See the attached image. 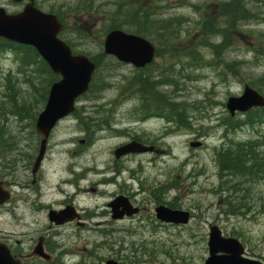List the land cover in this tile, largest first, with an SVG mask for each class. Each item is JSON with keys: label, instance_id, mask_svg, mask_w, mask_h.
Instances as JSON below:
<instances>
[{"label": "rangeland", "instance_id": "1", "mask_svg": "<svg viewBox=\"0 0 264 264\" xmlns=\"http://www.w3.org/2000/svg\"><path fill=\"white\" fill-rule=\"evenodd\" d=\"M114 1L36 0V4L44 12H55L63 21L65 31L61 39L68 42L75 54L95 57L104 52V39L110 26L108 19L111 17ZM136 1L150 11H154L157 5L155 0ZM210 1L214 0H189L191 7H169L156 14V17L163 19L184 17L188 19V25L182 27V39L179 43L170 40V44H167V37L154 38L156 41L153 44L158 54L154 63L145 71L153 78L176 80L163 86V90L172 92V99L175 101L193 106L189 112L192 125L188 129L171 130L168 132L169 136L164 138L162 135L166 132V122L163 120L149 118L136 126L138 122H135V118L138 114L133 110L142 103L131 98L129 86V80L135 76L136 70L128 65H115L117 61L111 57L104 58L102 68L94 75L97 84L106 83L110 87L99 91L97 96L87 94L77 104L90 114L108 111L106 115L109 118L115 115V119L122 122V127H130L132 134H144L141 136L144 140L154 141L161 149L166 150V154L162 156L135 158L140 162V169L142 168L140 177L155 179L162 185L174 180L178 189L179 207L183 211L188 210L193 216L187 226L156 229L155 234H152L156 237L155 240H146L147 237L142 240L139 234L152 232L151 229H140L139 236L130 234L127 238L125 235L129 243L125 244L129 249L127 254L140 252L135 258L137 264H204L209 257L207 244L211 226L219 227L224 237L240 240L248 256L264 262V182L256 185L255 177L251 176L249 191L239 202L246 211L237 216H227V209L222 206V193L220 195L217 192L220 181L216 152L224 141L239 143L257 140L260 143L259 152L264 154V124L239 127L240 122L246 118L238 114L232 118L236 123L235 129L228 130L231 133L227 136L220 126L229 116L225 109L228 98L241 96L244 87L249 85L253 88L254 82L264 94V43L259 38L260 33L264 34V23L256 19L247 26H241L240 30L231 32V47L222 55V51L202 48L198 50L201 59L187 57L181 62V57L171 47H177L183 54L186 53V47L200 46L203 36L200 31L201 19L206 16L207 20L217 14L214 4H206ZM258 1L245 0L249 7L255 6L260 16H263L264 0ZM174 3L177 4L172 2L173 5ZM202 3L201 10L194 8ZM0 7H4L9 13L22 10L12 0H0ZM132 30L134 29L129 26L124 27V31ZM146 39L152 42L151 35H146ZM212 42L218 43L220 38L212 37ZM235 62L229 68V64ZM40 71L42 70L36 65L20 68V63L13 54L0 59V174L4 171L7 173L6 170L11 167L9 165L16 159L18 149L36 141L31 122L42 112L48 97L47 74ZM9 78L11 87L13 86L11 91L7 90ZM176 83L179 90L171 86ZM81 112L83 111H78ZM79 130L73 119L62 122L53 133L51 147L55 146L56 151L66 149L64 141L83 137ZM107 134H111L110 139L105 138ZM114 137L113 132L98 135L99 141L88 150L86 159L93 161L96 155L95 161L111 160L114 147L126 140H113ZM194 142H201L203 146L192 148L190 144ZM240 182L246 184L248 179L246 181V177L242 176Z\"/></svg>", "mask_w": 264, "mask_h": 264}, {"label": "flooded vegetation", "instance_id": "2", "mask_svg": "<svg viewBox=\"0 0 264 264\" xmlns=\"http://www.w3.org/2000/svg\"><path fill=\"white\" fill-rule=\"evenodd\" d=\"M25 4L16 6L22 8ZM35 7L42 10L36 0ZM77 104L74 113L55 129L73 119L83 137L64 141L66 149L56 151L50 145L54 129L45 155L36 166L42 136L36 132L35 119L31 129L36 141L18 149L7 173L0 174V257H6L11 264H137L135 258L140 252L127 254L125 246L130 234H140L142 240L147 237L151 241L156 238L152 235L156 229L182 226L164 222L156 213L159 208L183 210L177 203L175 181L162 185L155 179L140 177L142 168L135 160L161 156L166 150L154 141L144 140V134H132L130 127H122L115 115L109 118L107 113L90 114ZM175 118L170 116L166 123L164 138L176 130ZM135 122L139 126L146 120L136 118ZM108 132L115 134L113 140H126L114 147L111 160L95 161V155L93 161H88V150L97 145V136ZM129 142L153 146L161 152L117 158L115 151ZM188 213L191 221L193 216ZM140 229L152 232L140 233Z\"/></svg>", "mask_w": 264, "mask_h": 264}, {"label": "trees", "instance_id": "3", "mask_svg": "<svg viewBox=\"0 0 264 264\" xmlns=\"http://www.w3.org/2000/svg\"><path fill=\"white\" fill-rule=\"evenodd\" d=\"M155 2L157 5L159 4V6L157 7L156 5L155 10L150 11L144 9L136 0H115L112 6V12L110 13L111 17L108 19V21L110 20V26L107 30H124L125 26H129L134 29L130 33L141 35L145 38L146 35H151L152 43L156 41L154 40L155 37H167V44H170V40L173 43L181 42L182 27L185 28L188 25V19L181 16L163 19L156 17V14L169 7H191V3L189 0H155ZM172 2H177V4L174 3L175 5H173ZM256 2L259 1L256 0ZM203 4L204 3L194 6V8L196 10H201ZM206 4H214V6L217 7V14L213 18H207V20H205L206 16L201 19L200 31H202L201 36H203L200 46L194 45L186 47V53L183 54L182 50L177 49V47H171L172 51H175L176 55L181 57V62H183V59L186 60L187 57H193L195 60L201 59L202 56L198 50L202 48L210 49L211 51H222V55L223 52L231 47V32L240 30L241 26H247L249 22H253L256 19L264 23V15L260 16L257 8L255 6L249 7L245 0H214ZM69 10L70 8L67 9V11ZM212 37L220 38V42H212ZM259 38L260 41L264 43V34L260 33ZM9 54L15 56L20 63V68L36 65L37 68L42 70L40 72L47 74V96L51 84L57 81L58 77L52 74L49 67L40 58L36 50L32 47L17 45L0 38V59ZM89 58L96 64V72H98L103 66L104 58L106 59L108 57L104 54H100ZM235 64L236 62L231 65L229 64V68ZM115 65L120 66L119 63H115ZM144 73L143 71L137 70L135 76L129 80L131 89L130 96L131 98L133 97L141 101V108L145 110L144 115L149 116L150 114H157L164 117L167 115H174L178 125L184 127L189 126V112L193 106L186 102L175 101L172 99V92L163 90V86L166 84L169 85L171 82H176V80L169 79L166 81L164 77L157 79L151 77L150 73ZM7 80L9 83V85H7V90L11 91L13 87H11L10 83L11 78ZM255 85H257L256 82L253 83L254 87H256ZM171 86L179 90L177 83ZM109 87V84H97L93 79L88 95L93 94L97 96L99 91H104L105 88ZM255 89L263 94L259 87ZM142 105H144V107H142ZM141 108L139 109L141 110ZM139 113L143 116L141 112ZM244 116L246 120L240 122L239 127H254L258 124H264V108H256L244 114ZM235 124L229 116L223 121V125H226V127H229L231 130L235 129ZM224 145L226 146H223L217 152L219 164L218 176L220 181L217 192L220 195L222 193L221 197L224 199L222 206L227 209V216H237L239 213L243 214L244 211H246L239 202L249 191L248 186L250 177H255L256 185L260 184V182H264V154L259 152L260 143L257 140L239 143H233L230 140ZM242 176L246 177V181L248 179L246 184L240 182ZM232 198H234L233 201L231 200Z\"/></svg>", "mask_w": 264, "mask_h": 264}, {"label": "water", "instance_id": "4", "mask_svg": "<svg viewBox=\"0 0 264 264\" xmlns=\"http://www.w3.org/2000/svg\"><path fill=\"white\" fill-rule=\"evenodd\" d=\"M20 3L28 1L19 14H8L0 7V38L19 45L33 47L47 63L53 74L60 80L49 90L44 110L36 121V131L43 137L36 166L42 161L49 136L56 124L74 112L75 103L88 90L95 64L84 55H74L70 47L59 38L63 25L57 17L46 14L34 7V0H13ZM104 54L114 57L118 62L142 69L151 64L155 47L145 38L122 30L109 31L104 39ZM255 107H264V97L250 86L244 87L239 97H230L226 103L227 111L234 116ZM199 142L191 143L192 148L200 147ZM160 153L153 146L131 142L115 151L117 158L128 154ZM157 217L164 222L188 224L189 213L171 211L167 208L156 210ZM209 257L204 264H264L247 257L244 246L236 238L224 237L217 226L209 230ZM0 264H10L7 258L0 257ZM107 264H119L108 262Z\"/></svg>", "mask_w": 264, "mask_h": 264}, {"label": "bare ground", "instance_id": "5", "mask_svg": "<svg viewBox=\"0 0 264 264\" xmlns=\"http://www.w3.org/2000/svg\"><path fill=\"white\" fill-rule=\"evenodd\" d=\"M101 127V126H100ZM103 129V128H102Z\"/></svg>", "mask_w": 264, "mask_h": 264}]
</instances>
